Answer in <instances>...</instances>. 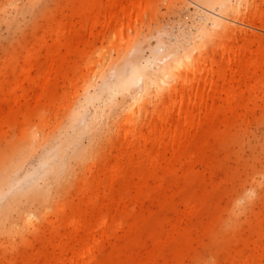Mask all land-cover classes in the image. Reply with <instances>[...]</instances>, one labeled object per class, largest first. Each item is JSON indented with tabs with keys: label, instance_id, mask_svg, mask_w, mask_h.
I'll return each mask as SVG.
<instances>
[{
	"label": "bare ground",
	"instance_id": "obj_1",
	"mask_svg": "<svg viewBox=\"0 0 264 264\" xmlns=\"http://www.w3.org/2000/svg\"><path fill=\"white\" fill-rule=\"evenodd\" d=\"M29 1L33 5L36 0ZM174 1L167 0V6ZM188 1L195 7L191 21H182L170 33L161 28L158 35L145 36L147 17L158 14L162 0H68L66 6H79L71 17L52 19L44 36L24 46L18 67L12 65L17 52L4 61L0 68L4 135V127L12 129V120H28V112L21 109L34 99L30 90H36V102L51 103L62 75L78 76L70 83L74 91L68 98L64 94L70 107L65 117L41 113L36 123L23 124L17 136L0 145V231L21 236L25 229L40 242L34 250L37 263L24 256L23 264H160V260L186 264L188 259L193 264H264V201L259 194L263 172L255 170L250 188L245 184L229 210L218 204L230 190L212 181L217 170L226 171L220 170L224 168L217 160L219 150L237 135L241 124L248 126L257 109L264 108V36L249 35L245 27L264 28V10L258 12L264 1ZM75 16L87 30L85 35L73 30ZM256 20L263 26L258 27ZM98 28L97 37L107 46L88 54L84 68L73 67L79 47L91 46ZM124 93L130 97L126 105L124 97L118 99ZM151 101L155 108L148 114ZM111 125L120 138L114 159L99 162L92 178H83L79 202L69 215L64 213L66 203L52 212L55 220L47 227L48 235L43 233L40 221L48 212L36 221L39 214L28 207L41 204L49 192L46 175L56 181L62 167L69 174V147L85 134L95 139L102 135L99 128L103 133ZM40 153L36 170L44 171L24 173ZM96 165L93 162L90 168ZM197 166L204 168L198 171ZM241 175L224 177L235 182ZM38 178L44 180L43 186L35 182ZM208 185L219 193H211ZM144 200L157 202L160 213L138 210ZM257 201L262 202L258 211L253 205ZM246 214L250 216L242 220ZM119 229L123 235L103 255L106 241ZM204 238L210 246L228 250V257L221 261L217 253L204 259L194 246H205Z\"/></svg>",
	"mask_w": 264,
	"mask_h": 264
},
{
	"label": "rangeland",
	"instance_id": "obj_2",
	"mask_svg": "<svg viewBox=\"0 0 264 264\" xmlns=\"http://www.w3.org/2000/svg\"><path fill=\"white\" fill-rule=\"evenodd\" d=\"M9 1V0H8ZM7 0H0L1 3H7ZM11 4L7 3V6H0V68L3 67L4 61L9 59V56L12 53L18 54L17 60H12V65L14 67H18L20 64L19 61L22 59L23 49L24 46L33 44L37 39L44 36V31L46 27L49 28V24H51V20H60L63 18V15H67V17H71L73 10L78 8L79 6H66L68 4V0H36L35 3L32 5L29 0H13ZM80 0H76L78 2ZM186 3H182V1L173 2L169 7L167 6V0H162L159 4V12L157 15L148 16L146 20V24L143 27V32L146 35L151 33L152 35H158L157 31L164 29V32L170 33L171 29H176L179 25H183V22L186 20L191 21V15L195 12V7L191 4L188 0H184ZM264 1V0H263ZM251 2V0H250ZM262 0L259 1L261 3ZM66 3V4H65ZM263 3V2H262ZM3 9V10H1ZM264 10V5L259 6V13ZM153 11V9L151 10ZM53 17V18H52ZM72 23L76 27L73 30H77L82 35L86 34V29L80 25V18L79 17H72ZM249 17L247 15L244 16L243 21L245 24L248 22ZM183 21V22H182ZM179 23V24H178ZM182 23V24H181ZM254 23L261 27L263 23L256 20ZM238 26H242L238 24ZM245 26V25H243ZM242 26V27H243ZM159 27V28H158ZM248 34L257 33L261 36H264V28L260 29L257 27H247ZM46 28V30H48ZM162 28V29H161ZM166 28V29H165ZM152 29V30H150ZM170 29V30H169ZM99 28L93 30L95 34V38H91V46H85L82 44L79 47L77 54L73 57V67L76 68H84L85 58L89 54L98 53L101 50L105 49L107 46L106 41L97 37ZM150 30V31H149ZM149 31V32H148ZM157 33V34H156ZM143 34V35H144ZM241 36H238L237 40H240ZM33 42V43H32ZM18 50V51H17ZM15 51V52H14ZM65 50H63L64 52ZM147 51V50H146ZM150 54L149 51L146 52ZM41 59L43 60V55L45 54V49L40 50ZM3 71V70H2ZM36 72L33 73L35 75ZM63 78L59 80L58 87L55 88V101L51 103H44L36 102L35 99V91L30 90V94L34 97L28 107H23L21 109L28 112V120H24L23 118L19 117V122L16 120H12V129L9 130L8 128L4 127L3 129L7 131V136L4 135V131L1 133L0 130V145L4 143L5 138L10 140L13 137L19 134V130L21 126L25 123L31 122L36 123L38 121V116L41 113L46 115H53L58 113L61 118L65 117L69 111V106L67 104V98L74 89L70 86L72 80L77 79L76 73H70L67 76L62 75ZM61 83V84H60ZM32 91V92H31ZM64 94H67V98L64 99ZM124 93L118 96V99L125 98L124 101L125 105L130 101L129 96L126 97ZM73 99H70V106ZM159 101V99H157ZM60 106L61 108H58ZM155 108V101H151L150 104L147 105L148 114L152 112ZM28 109V110H27ZM145 116V113H143ZM142 115V118H143ZM250 124L248 126L245 123L241 124V129H238L237 135L228 140L225 143L224 147L219 150L217 160L221 162L224 169H220L221 171H225L224 174L227 176L232 175L233 173H239L241 177L237 179L235 182H230L227 178L224 177L223 172L219 170L216 171L213 177L214 184H220L222 182L223 186L221 188L226 189L228 188L227 193L223 196V199L220 200L218 206L229 210L232 205L234 198L236 195L242 191L245 184L247 187L250 188V183L252 182V176L254 175L255 170L262 171L264 174V108H259L256 110L255 114L250 117ZM221 128H223L221 126ZM99 136H96L95 139L92 138L90 135L82 136L75 144H72L69 147V164L70 169L69 174H67V168L62 167L59 170V179L54 181L55 179L51 174L46 175V182L49 184L48 189L49 192L44 194L43 202L40 204L38 202H34L31 204L32 207H28V210H36V221H39V217L43 214L46 215L47 218L42 219L40 221L41 230L43 233L48 235L47 227H49L50 223L55 220L52 216V212H54L57 208L61 207L64 203H66L65 207V215H69L71 212L72 205H75L79 202V192L82 188V180L83 178L91 179L92 176L95 174L97 166L99 162L109 159L110 162L114 159V156L117 153L118 148L120 147V138L118 136L117 127L111 125L108 128H104L103 133L100 128L98 129ZM108 130V131H107ZM108 132V134L106 133ZM111 136L112 142L114 145L112 146V142L107 140V136ZM108 136V137H109ZM94 139V140H93ZM213 141V140H212ZM188 155V152H186ZM72 156V157H71ZM42 158V154H38L34 157L31 161L30 165H27L23 170L24 173L27 170H32L38 167L37 164ZM221 161H220V160ZM223 161V162H222ZM95 162L96 166H92V163ZM35 165H34V164ZM33 164V165H32ZM196 167V170L202 171L204 167ZM233 168V169H232ZM45 168L38 170L39 173H42ZM229 169V170H228ZM37 171V170H36ZM37 171V173H38ZM230 171H233L232 173ZM235 171V172H234ZM228 172V174H227ZM35 172V174L37 175ZM182 173L180 171L177 172V176L182 178ZM209 172L205 173L206 179L208 183L210 182L209 179ZM39 176V174H38ZM35 177V176H33ZM33 177H29L26 179L29 183V179L33 180ZM37 180V179H36ZM233 180V179H232ZM24 181L25 183H27ZM44 180L39 179L35 182H39L41 186L44 185ZM34 182V181H32ZM250 182V183H249ZM43 183V185H42ZM47 184V185H48ZM228 184V185H227ZM23 185V184H22ZM226 185V186H225ZM249 185V186H248ZM26 187V184L23 185ZM208 189L211 193L218 194V192L212 190V185H208ZM171 191L167 192V195H173L174 201L178 202V197L175 193H170ZM259 194L261 195L264 201V179L262 178V186L259 188ZM175 194V195H174ZM46 195V197H45ZM263 195V196H262ZM175 196V197H174ZM53 200V201H52ZM258 202V204H257ZM254 203V209L258 211L261 206L262 202L257 201ZM260 202V203H259ZM149 203V204H148ZM151 203V204H150ZM154 203V204H153ZM3 201L0 200V206H2ZM148 204V205H147ZM256 204V205H255ZM261 204V205H260ZM259 205V206H258ZM259 207V208H258ZM139 208V209H138ZM138 210H144V212L152 211L154 213H160V206L157 202H151L148 200H144L137 206ZM180 210H183V206L179 207ZM169 217L172 216L171 212H168ZM227 216V214H225ZM224 215V216H225ZM247 217L244 215L241 217L242 220H246L250 214H246ZM246 218V219H245ZM17 217L14 214L12 220H16ZM17 224V222H15ZM246 231V230H245ZM24 229L22 235L15 234L12 232L11 234H5L0 231V264H7L8 260L17 261V264H23L22 259L23 257H30L33 259L34 262L37 263V260L34 258L35 251L39 249L40 242L33 235L27 233ZM116 236L112 237L110 240H107L105 243V247L103 250V255H107L111 251L112 245L115 243L114 241H118V238L123 235L122 230H117ZM247 231L245 232V234ZM117 239V240H116ZM112 240V241H111ZM205 246H198L197 243H194L195 247H198L199 252L202 254L204 259L210 260L214 254L218 253L219 259L221 261L225 260L228 257L229 251L219 250L216 246L211 245L209 243L208 238H204ZM37 241V242H36ZM111 241V242H110ZM109 242V243H108ZM37 243V244H36ZM25 248V249H24ZM202 249V250H201ZM28 250V251H27ZM35 250V251H34ZM31 251V252H30ZM145 253V251H143ZM211 257V258H210ZM20 260V262H19ZM42 264V261H39ZM160 264L162 261L160 260ZM186 264H193V262L188 259ZM217 264V263H213Z\"/></svg>",
	"mask_w": 264,
	"mask_h": 264
}]
</instances>
